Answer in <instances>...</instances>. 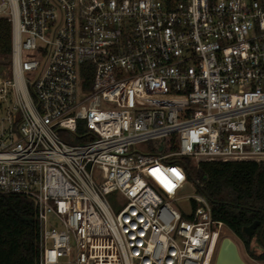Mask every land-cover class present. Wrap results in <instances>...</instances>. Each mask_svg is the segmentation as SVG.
<instances>
[{"label":"built area","instance_id":"1","mask_svg":"<svg viewBox=\"0 0 264 264\" xmlns=\"http://www.w3.org/2000/svg\"><path fill=\"white\" fill-rule=\"evenodd\" d=\"M0 16V194L34 202L39 264H213L225 224L202 193L182 208L185 159L264 160V0H0Z\"/></svg>","mask_w":264,"mask_h":264},{"label":"trees","instance_id":"2","mask_svg":"<svg viewBox=\"0 0 264 264\" xmlns=\"http://www.w3.org/2000/svg\"><path fill=\"white\" fill-rule=\"evenodd\" d=\"M12 23L0 16V76L11 74ZM84 88L92 83L90 64L82 68ZM165 150L177 148L175 135L158 141ZM185 163L190 179L204 194L212 208V218L222 221L241 238L250 255L264 260V251L256 254L244 228L255 220H264V160H210L198 166ZM196 205V204H194ZM257 241L263 245L260 237ZM264 241V234H263ZM0 264H39V230L36 206L21 194H0Z\"/></svg>","mask_w":264,"mask_h":264},{"label":"rangeland","instance_id":"3","mask_svg":"<svg viewBox=\"0 0 264 264\" xmlns=\"http://www.w3.org/2000/svg\"><path fill=\"white\" fill-rule=\"evenodd\" d=\"M61 136L67 142L69 140H71V137L66 136L65 133H61ZM158 141H160V140H153V141L144 142V143H141V144L134 146V148H138L140 150H142V149L152 150L153 148L158 149L160 146H162V144H159ZM190 162L192 165L197 166V162L194 159H190ZM181 193L183 195H185L186 198L181 199L179 202H180L182 208L188 212L191 210V204L188 201L187 197L188 196H194L195 194H197L199 192L197 190L195 183L189 179L187 184H186V187L182 190ZM108 196L110 199H112V197H114V194H110ZM225 237H231L236 242L238 249H239V252H240V255L242 256V258L245 262H247L248 264H264V260L255 259L250 255V253L248 252V250L245 247L241 238L238 237L235 233H233L227 226H224L222 228V233L220 236V242ZM72 247H73V251L75 252L76 251L75 242H72ZM250 247L256 254H259L260 252L264 251V245L260 244L257 241L256 237L251 240ZM213 264H216V258H214Z\"/></svg>","mask_w":264,"mask_h":264},{"label":"water","instance_id":"4","mask_svg":"<svg viewBox=\"0 0 264 264\" xmlns=\"http://www.w3.org/2000/svg\"><path fill=\"white\" fill-rule=\"evenodd\" d=\"M260 220H255L252 224L244 228V233L251 237ZM261 240H263L261 238ZM264 245V243H263ZM216 264H248L240 255L236 242L231 237H225L220 243L219 251L216 258Z\"/></svg>","mask_w":264,"mask_h":264},{"label":"flooded vegetation","instance_id":"5","mask_svg":"<svg viewBox=\"0 0 264 264\" xmlns=\"http://www.w3.org/2000/svg\"><path fill=\"white\" fill-rule=\"evenodd\" d=\"M263 215H264V211H263ZM257 220H260V219H257ZM261 223L257 226V228L255 229V232L253 233V235L251 237H257L259 236L260 237V240L261 238L263 239V234H264V220H260ZM249 237V238H251ZM261 242H264L263 240H261Z\"/></svg>","mask_w":264,"mask_h":264},{"label":"snow or ice","instance_id":"6","mask_svg":"<svg viewBox=\"0 0 264 264\" xmlns=\"http://www.w3.org/2000/svg\"><path fill=\"white\" fill-rule=\"evenodd\" d=\"M174 171V173H175V170H173ZM178 177H179V173H175Z\"/></svg>","mask_w":264,"mask_h":264}]
</instances>
